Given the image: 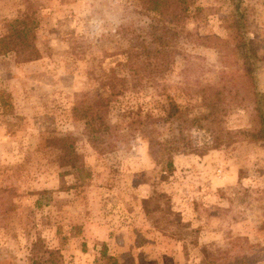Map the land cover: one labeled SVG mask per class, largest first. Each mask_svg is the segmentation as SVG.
<instances>
[{
    "label": "rangeland",
    "instance_id": "obj_1",
    "mask_svg": "<svg viewBox=\"0 0 264 264\" xmlns=\"http://www.w3.org/2000/svg\"><path fill=\"white\" fill-rule=\"evenodd\" d=\"M195 1L174 61L146 81L152 21L136 0H0V37L32 14L39 53L0 57V264H102L103 244L117 264H264V141L249 137L234 0ZM239 8L264 104V0ZM80 95L109 98L116 137L90 142ZM171 103L180 120L167 122ZM61 140L80 170L62 166ZM166 140L170 166L151 151Z\"/></svg>",
    "mask_w": 264,
    "mask_h": 264
},
{
    "label": "trees",
    "instance_id": "obj_2",
    "mask_svg": "<svg viewBox=\"0 0 264 264\" xmlns=\"http://www.w3.org/2000/svg\"><path fill=\"white\" fill-rule=\"evenodd\" d=\"M144 15L151 21L150 32H146L141 36V50L138 53L144 59V76L146 81H152L153 73L162 71L163 67H167L169 63L174 61L175 55L178 53V39L185 33L184 23L189 17V14L201 11V8L196 6L195 0H136ZM241 0H234V12L230 17V27L239 32V37L243 41L239 44V48L244 53V75L249 79L252 85V97L255 104V113L258 120V127L251 133L249 137L252 141H264V104L263 96L256 88L257 81V64L258 55L256 49L252 46L250 40L246 38L245 26L243 24L244 15L240 11ZM36 21L32 14L20 13L16 18L8 22L6 35L0 37V57L11 55L15 61L26 63L39 58V53L36 48ZM133 53L130 52L127 58H133ZM10 56V57H11ZM155 60L156 65H151L148 61ZM131 73L138 74L139 71L131 68ZM134 71V72H133ZM3 99V98H1ZM109 98H90L86 95H80L72 109L73 116L84 123V131L88 139L93 145H100L104 140L113 139L117 136L118 130L116 127H111L107 121V112L109 110ZM216 103V102H215ZM214 102L210 101L208 108L210 112L206 114L205 119L212 117L211 109L214 108ZM164 121L180 120L178 108L174 104H169L168 109L163 111ZM178 116V117H177ZM152 124L154 118L149 116ZM149 122V121H148ZM149 123V124H150ZM147 121L142 125L146 128ZM145 131V130H143ZM145 133V132H144ZM105 138V139H104ZM63 144V154L60 157L63 165H72L75 170H80V167H74L76 155L72 151L68 142L61 140ZM166 143L152 142V153L158 154L161 151H166V161L168 166L172 164V154L164 148L171 143L166 140ZM109 147L112 144H108ZM101 261L102 264H117L116 259L107 255L106 246L102 245ZM49 256L53 255L47 252ZM34 263V262H33ZM37 264V263H35Z\"/></svg>",
    "mask_w": 264,
    "mask_h": 264
}]
</instances>
